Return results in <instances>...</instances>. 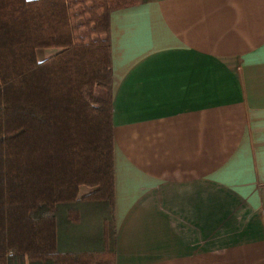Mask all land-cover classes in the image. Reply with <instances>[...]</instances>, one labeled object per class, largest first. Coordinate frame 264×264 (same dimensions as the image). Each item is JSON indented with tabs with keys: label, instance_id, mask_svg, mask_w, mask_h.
<instances>
[{
	"label": "crops",
	"instance_id": "crops-1",
	"mask_svg": "<svg viewBox=\"0 0 264 264\" xmlns=\"http://www.w3.org/2000/svg\"><path fill=\"white\" fill-rule=\"evenodd\" d=\"M109 19L115 264H264V0H147ZM95 203L57 221L59 249L100 247L80 227Z\"/></svg>",
	"mask_w": 264,
	"mask_h": 264
},
{
	"label": "trees",
	"instance_id": "trees-1",
	"mask_svg": "<svg viewBox=\"0 0 264 264\" xmlns=\"http://www.w3.org/2000/svg\"><path fill=\"white\" fill-rule=\"evenodd\" d=\"M146 1L0 0V264H115L109 18ZM77 200L108 204L98 249L57 246Z\"/></svg>",
	"mask_w": 264,
	"mask_h": 264
},
{
	"label": "rangeland",
	"instance_id": "rangeland-1",
	"mask_svg": "<svg viewBox=\"0 0 264 264\" xmlns=\"http://www.w3.org/2000/svg\"><path fill=\"white\" fill-rule=\"evenodd\" d=\"M95 204L94 205L96 207L99 206V208L95 209L94 212L91 211L90 214L86 213L84 209H82V216L84 219L80 227L89 230L91 234L102 236L104 219L110 215L109 213L110 209L108 207V204L104 201H96ZM69 206H75V205H71L67 203L58 204L56 211L57 221H60L61 219L64 218L63 216L66 215V211ZM107 224L109 228V225L112 224V221L110 222V220L108 219Z\"/></svg>",
	"mask_w": 264,
	"mask_h": 264
}]
</instances>
